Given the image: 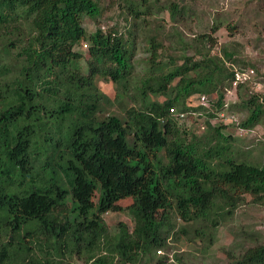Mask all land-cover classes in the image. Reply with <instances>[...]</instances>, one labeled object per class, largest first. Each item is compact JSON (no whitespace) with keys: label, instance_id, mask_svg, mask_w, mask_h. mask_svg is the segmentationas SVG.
Here are the masks:
<instances>
[{"label":"trees","instance_id":"trees-1","mask_svg":"<svg viewBox=\"0 0 264 264\" xmlns=\"http://www.w3.org/2000/svg\"><path fill=\"white\" fill-rule=\"evenodd\" d=\"M120 3L127 37L83 25L85 15L99 22V0H0V264H176L158 254L170 237L206 246L245 193L264 202V161L237 160L230 124L213 122L241 110L234 128L261 123L264 94L249 90L256 74L226 98L255 64L235 46L214 52L207 31L182 30L195 21L214 32L226 20L205 28L195 0ZM140 31L150 74L136 79ZM101 79L115 84L114 99ZM130 92L137 104L124 117L105 114ZM195 95L207 106H189ZM194 112L206 116L201 135L180 127ZM122 209L134 226L120 221L113 233L105 214ZM230 264H264V243Z\"/></svg>","mask_w":264,"mask_h":264},{"label":"rangeland","instance_id":"rangeland-1","mask_svg":"<svg viewBox=\"0 0 264 264\" xmlns=\"http://www.w3.org/2000/svg\"><path fill=\"white\" fill-rule=\"evenodd\" d=\"M99 2L101 6L105 7L98 18L99 22L85 15L82 19L83 25L88 31H94L99 26H102L104 30H110L117 26L127 37V32L132 24H130V20L125 19L120 0H99ZM195 2H197L199 11H204L205 18L202 23L205 28H208V22L212 20L213 16L218 18L222 16L226 21L221 28L214 32L210 28L199 27V23L195 21H190L186 27H182L185 35L190 38L194 36V32L207 31L211 33L214 41H216L214 52H220L225 46L227 48L237 47L243 59L255 64V67L248 65L247 70H245L253 69L256 74L249 90L261 95L264 94V0H195ZM229 23L237 25V27L229 30ZM137 37L134 63L137 67L135 77L140 79L145 72L150 74L147 72L149 64L146 61L147 58H150V53L147 50L145 36L141 31ZM78 49L83 50L85 55L87 54V47L78 46ZM99 86L103 91L109 93L112 99L116 97L117 90L114 83L101 79ZM231 89L232 92H228L226 98L235 100L238 94H236L233 86ZM133 95V92H130L129 96L123 97L122 101L120 100L121 102H117L106 109L105 114L113 113L124 117L125 111L122 107H130V105L135 104ZM202 102L195 95L192 97L189 106H207V101ZM241 102L242 98H238V103ZM236 114L241 120L246 112L238 110ZM219 121H222L220 117L213 120L215 123ZM179 122H181V130H186L187 134L190 135L193 132L201 135L206 128V116L201 112L188 113L185 117L181 116ZM223 122L229 123L230 121ZM229 124V127L224 130L227 133H233L236 138L232 140L231 150L236 159L262 163L264 161V116L256 128L240 135L241 137H238V129L234 128L231 123ZM242 197L243 200L239 202L234 212L228 215L215 231L212 243L204 246L205 240L200 237L194 238L192 243L179 241V239L176 241L174 236L169 238L171 248L158 250V254L168 255L170 258L168 262H175L176 264H230L233 258L242 255L250 246L264 243V202L255 201V197L249 193H245ZM219 201L223 202V200ZM131 202L132 199L127 198L121 200L120 203L125 208ZM95 210H90L89 216H93ZM105 218L113 233L117 231V225L120 221L126 222L130 228L134 226V220L126 209L110 211L105 214ZM251 234L254 236L252 237ZM175 253L179 255L181 260H176ZM73 262L85 264L82 259L78 258Z\"/></svg>","mask_w":264,"mask_h":264},{"label":"built area","instance_id":"built-area-1","mask_svg":"<svg viewBox=\"0 0 264 264\" xmlns=\"http://www.w3.org/2000/svg\"><path fill=\"white\" fill-rule=\"evenodd\" d=\"M253 74H254L253 69H250L248 71L244 70L242 72H239L236 76L235 81L233 82L234 89L237 88V86H239V84H242V82L244 83L248 80H252ZM228 92L231 93L232 89H230ZM201 101H203L202 103H205L207 101L206 96H201ZM172 111H174V109H172ZM220 118L222 121H230V122H234L237 120V117L233 113H226V112H221ZM247 131H250V130L244 129V128H239V134H241V135L245 134ZM78 264H82V263H78Z\"/></svg>","mask_w":264,"mask_h":264},{"label":"clouds","instance_id":"clouds-1","mask_svg":"<svg viewBox=\"0 0 264 264\" xmlns=\"http://www.w3.org/2000/svg\"><path fill=\"white\" fill-rule=\"evenodd\" d=\"M84 46H86V45H84ZM254 74H255V71H254ZM254 74H253V75H254ZM252 80H253V77H252ZM244 83H245V82H244ZM239 85H240V84H239ZM237 87H238V86H237ZM236 89H237V88H235V90H236ZM199 100L201 101V96H200ZM172 109H173V108H172ZM172 112H173V111H172ZM222 112L232 113V112H228V111H226V110H225V111H222ZM233 114L235 115V113H233ZM181 116H184V115H181ZM181 116H180V117H181ZM235 116H236V115H235ZM219 117H220V113H219ZM238 120H239V118H237V121H238ZM237 121H236V122H237ZM225 123H227V122H225ZM229 123H232V122H229ZM250 130H252V129H250ZM238 132H239V129H238ZM240 135H241V134H240Z\"/></svg>","mask_w":264,"mask_h":264}]
</instances>
